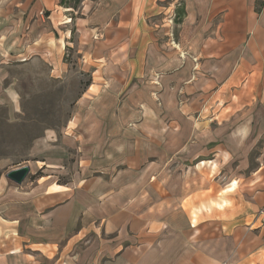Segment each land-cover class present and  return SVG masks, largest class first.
<instances>
[{"label": "crops", "instance_id": "crops-1", "mask_svg": "<svg viewBox=\"0 0 264 264\" xmlns=\"http://www.w3.org/2000/svg\"><path fill=\"white\" fill-rule=\"evenodd\" d=\"M75 46L73 118L0 176V264H264V0H0V105Z\"/></svg>", "mask_w": 264, "mask_h": 264}, {"label": "rangeland", "instance_id": "rangeland-1", "mask_svg": "<svg viewBox=\"0 0 264 264\" xmlns=\"http://www.w3.org/2000/svg\"><path fill=\"white\" fill-rule=\"evenodd\" d=\"M73 5L78 12L80 6ZM69 21L72 22V18ZM77 50L76 46L66 49L69 72L63 77H56L43 61L23 64L11 71L7 83L14 89L12 107L16 112L0 105V176L32 159L34 144L49 130H54L60 137L73 118L91 77V71L84 68L80 61L82 55ZM71 161L68 157L66 165ZM66 180L65 176L60 178V181Z\"/></svg>", "mask_w": 264, "mask_h": 264}, {"label": "water", "instance_id": "water-1", "mask_svg": "<svg viewBox=\"0 0 264 264\" xmlns=\"http://www.w3.org/2000/svg\"><path fill=\"white\" fill-rule=\"evenodd\" d=\"M30 174V167L28 165L21 166L19 168L10 170L6 177L10 180L14 181L17 184H21Z\"/></svg>", "mask_w": 264, "mask_h": 264}, {"label": "built area", "instance_id": "built-area-1", "mask_svg": "<svg viewBox=\"0 0 264 264\" xmlns=\"http://www.w3.org/2000/svg\"><path fill=\"white\" fill-rule=\"evenodd\" d=\"M255 220L264 226V207L256 213Z\"/></svg>", "mask_w": 264, "mask_h": 264}, {"label": "trees", "instance_id": "trees-1", "mask_svg": "<svg viewBox=\"0 0 264 264\" xmlns=\"http://www.w3.org/2000/svg\"><path fill=\"white\" fill-rule=\"evenodd\" d=\"M75 3H76V4H78V2H77V1H76Z\"/></svg>", "mask_w": 264, "mask_h": 264}]
</instances>
